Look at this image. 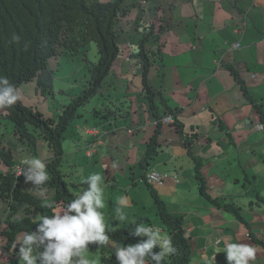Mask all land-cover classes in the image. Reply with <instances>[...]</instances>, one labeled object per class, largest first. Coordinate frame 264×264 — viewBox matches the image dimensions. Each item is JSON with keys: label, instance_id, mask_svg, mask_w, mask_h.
I'll return each instance as SVG.
<instances>
[{"label": "crops", "instance_id": "obj_1", "mask_svg": "<svg viewBox=\"0 0 264 264\" xmlns=\"http://www.w3.org/2000/svg\"><path fill=\"white\" fill-rule=\"evenodd\" d=\"M139 3L123 0L121 4L126 9L117 32L120 53L104 85L110 95L127 96L128 112L98 124L90 111L101 101L91 100V110L77 118L76 125L73 121L62 142L68 180L74 181L72 188L78 195L88 187L83 181L100 173L106 185L102 210L115 227L146 216L152 227L160 228L154 192L170 214L182 219L190 244L189 264H213V256L216 264H227L223 251L229 243L254 245V264H264V128L256 129L257 124L264 125V0H163L159 10L152 2ZM145 26L152 30L148 39L158 50L146 75L154 109L157 115L172 111L174 116H169L181 125L182 133L173 122L161 121L157 154L143 168L139 161L157 122L135 55L139 41L149 32L143 31ZM145 46L150 47L148 40ZM55 83L54 73L52 92L43 94L36 79L21 84L20 101L44 119L55 117L68 100L65 93L75 94L60 85L56 90ZM85 129L94 132L84 133ZM185 138L191 141L189 147ZM36 141V155H31L0 111V143L16 162L50 157L46 143ZM5 169L0 161V170ZM151 169L167 177L162 186L148 188L140 181L144 170ZM52 196L47 190V201ZM121 197L129 201L122 209L128 217L123 222L115 213ZM228 202L240 207L242 221L222 207ZM4 217L0 201V223ZM1 232L0 264H21L19 245L8 249ZM106 247L115 256L118 247L113 242Z\"/></svg>", "mask_w": 264, "mask_h": 264}, {"label": "trees", "instance_id": "obj_2", "mask_svg": "<svg viewBox=\"0 0 264 264\" xmlns=\"http://www.w3.org/2000/svg\"><path fill=\"white\" fill-rule=\"evenodd\" d=\"M145 1L152 2L154 8L159 10L160 2L163 0ZM121 4L123 0L105 2L99 0H0V75L6 76L18 88L21 84L36 79V85L42 94L52 92L53 72L48 62L59 53L71 56L86 54L87 44L94 42L98 55L96 63L89 67V78L86 83L75 94L65 93L68 100L55 117L44 119L38 111L24 106L20 100L11 108L1 111L4 119L12 123L13 133L19 144H24L31 155H36L38 138L46 143L51 152L50 157L45 160L50 180L44 187L52 191L53 196L46 203L34 192L28 191L29 185H33L31 182L26 183L22 175L16 177L13 174L17 162L10 149L0 143V161L6 168L5 171L0 170V201L5 211L0 229L1 234L6 237L8 249L12 248L18 234L36 229L34 223L38 222L39 216H51L56 205L64 206L77 196L75 191H72L74 181L65 179V173H69L68 169L63 168L65 155L62 142L65 133L73 127V121L84 115L82 109L85 105L93 98L101 101L100 107L92 108L90 111L92 117L98 120V124L110 121L116 116L125 117L128 112L126 111L129 108V105L126 106L127 96L110 95L103 87L120 53L116 41L117 32L121 27L120 16L126 9ZM148 29L149 27L145 26L143 31ZM148 31L138 43L139 59L137 60L143 69V90L150 101L152 115L157 122L146 151L139 161L142 167L147 166L157 154L156 141L163 117L174 116L169 109L157 115L152 103L153 94L146 84L148 69L154 63L153 59L158 52L145 46L149 35L152 34V30ZM172 121L181 134V125L174 117ZM184 142L188 147L191 144L187 138ZM194 169L203 192L199 165H196ZM151 196L156 216L161 221L164 231L172 237L173 246L176 248V253L166 257L161 264H189L190 244L188 238L184 236L182 219L170 214L154 192ZM222 207L242 221L238 212L239 206L228 202ZM20 210L23 212L22 216H17ZM135 221L145 226L149 225L146 216H139ZM134 227L135 225L131 222L120 227L107 225L106 233L112 242L120 243L124 247L145 239L131 234ZM93 247L97 248V255L102 264L115 259V256L108 252L107 247H99L95 243L88 245L89 249ZM152 251L158 252L159 249L153 248Z\"/></svg>", "mask_w": 264, "mask_h": 264}, {"label": "clouds", "instance_id": "obj_3", "mask_svg": "<svg viewBox=\"0 0 264 264\" xmlns=\"http://www.w3.org/2000/svg\"><path fill=\"white\" fill-rule=\"evenodd\" d=\"M20 91L6 76L0 75V111L17 104ZM21 164L24 167H21L20 175L26 183L34 185L37 197L47 203V189L44 185L50 180V175L45 158L25 157ZM83 183L88 187L82 189L69 203L54 211L51 216H39L38 222L34 223V231L18 234L12 248L16 249L19 245L17 255L21 264H92L87 256L89 244L95 243L99 247L112 245V240L106 233L105 215L101 211L105 208L104 178L100 173H92ZM128 204L126 197H121L117 202L115 213L121 222L128 220L127 214L122 210ZM155 217L160 221L156 213ZM147 219L150 220L148 217ZM131 223L135 225L131 234L145 239L124 247L113 242L118 247L115 250L118 264H161L166 257L176 253L172 237L162 233L164 229L161 221L160 228L152 227L150 221L147 226L136 223L135 220ZM153 248H158L159 251L153 252ZM223 252L226 253L227 264H254L257 258L256 247L252 244L229 243ZM212 261L216 264L215 256Z\"/></svg>", "mask_w": 264, "mask_h": 264}, {"label": "rangeland", "instance_id": "obj_4", "mask_svg": "<svg viewBox=\"0 0 264 264\" xmlns=\"http://www.w3.org/2000/svg\"><path fill=\"white\" fill-rule=\"evenodd\" d=\"M86 50H87L86 54L83 53L82 55L71 56L70 54L59 53L52 60H50L49 68L51 69L53 74L55 73V80L57 82L55 83L56 90L59 88L60 85V87L62 88H72V91L77 93L82 88V85L86 83L87 79L89 78V67H91L98 60L96 45L94 42L88 43ZM74 84L76 85L73 86ZM78 86L80 88H78ZM91 100L82 109L83 114H87L91 110L92 108ZM81 124H83V121H81ZM74 125H76V119L74 120ZM256 129L262 130V124L261 123L257 124ZM67 133L68 131L65 133V137ZM67 165L69 164L66 163L64 159L63 168L66 169ZM21 167L24 166L21 164V162H17L14 167V173H13L16 177L21 176L20 175ZM17 171H19L18 173L19 175L15 174ZM63 171H64L63 173H65V170ZM67 178L70 179L71 176L65 173V179L67 180ZM165 182L166 181L164 180L163 184ZM33 188L34 185H29L28 191L33 192ZM72 191L75 190L72 189ZM148 205H151V201L148 202ZM61 207L63 206L56 205L54 211H58ZM101 211L103 212L104 210ZM105 223L106 225H115V222H110L108 218H105ZM88 251L89 252L87 253V256L92 261V264H97V259L99 260V256L97 255V249L95 247H93L92 249L88 248Z\"/></svg>", "mask_w": 264, "mask_h": 264}, {"label": "built area", "instance_id": "obj_5", "mask_svg": "<svg viewBox=\"0 0 264 264\" xmlns=\"http://www.w3.org/2000/svg\"><path fill=\"white\" fill-rule=\"evenodd\" d=\"M94 130H85V133H93ZM19 171H17L15 174H18ZM164 179H166V176L164 174H158L157 172H150L146 174V179L144 180L146 183L150 185H162Z\"/></svg>", "mask_w": 264, "mask_h": 264}, {"label": "bare ground", "instance_id": "obj_6", "mask_svg": "<svg viewBox=\"0 0 264 264\" xmlns=\"http://www.w3.org/2000/svg\"><path fill=\"white\" fill-rule=\"evenodd\" d=\"M145 0H140V3H139V5H142V4H145ZM143 27V26H142ZM148 41H149V44H150V48L151 49H153V50H157V47L156 46H154V40H152V39H148ZM137 46V45H136ZM138 53H139V51H138V49H136L135 50V55H136V57H137V59H139V55H138ZM158 57V54H157V56H156V58ZM162 119V118H161ZM162 122L164 123V124H166V123H168V124H170L171 122H173L172 121V118L170 117V116H168V117H163V119H162ZM264 128V126L262 125V129ZM86 130V129H85ZM34 194L36 195V193L34 192Z\"/></svg>", "mask_w": 264, "mask_h": 264}, {"label": "water", "instance_id": "obj_7", "mask_svg": "<svg viewBox=\"0 0 264 264\" xmlns=\"http://www.w3.org/2000/svg\"><path fill=\"white\" fill-rule=\"evenodd\" d=\"M263 122V121H262ZM263 125V124H262ZM264 126V125H263ZM261 131V130H260ZM150 172H156L154 169H151V170H144V173H143V175H142V177L140 178V181L141 182H144V184L145 185H147L148 186V188L150 187V188H152L153 186H162V185H150V184H148V183H146L144 180L146 179V174H148V173H150ZM158 173V172H157ZM159 174V173H158ZM166 179H167V177H166ZM166 179H164L165 181H166ZM98 262V261H97ZM111 264H118V262H117V260H116V258H115V260L111 263Z\"/></svg>", "mask_w": 264, "mask_h": 264}]
</instances>
